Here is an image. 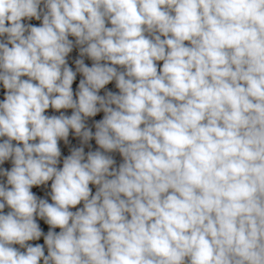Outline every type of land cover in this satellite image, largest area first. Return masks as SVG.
Masks as SVG:
<instances>
[{
  "label": "clouds",
  "instance_id": "1",
  "mask_svg": "<svg viewBox=\"0 0 264 264\" xmlns=\"http://www.w3.org/2000/svg\"><path fill=\"white\" fill-rule=\"evenodd\" d=\"M0 37V264H264V0H0Z\"/></svg>",
  "mask_w": 264,
  "mask_h": 264
},
{
  "label": "built area",
  "instance_id": "2",
  "mask_svg": "<svg viewBox=\"0 0 264 264\" xmlns=\"http://www.w3.org/2000/svg\"><path fill=\"white\" fill-rule=\"evenodd\" d=\"M41 7H43V4L41 5ZM22 23L31 24V25H34V26H41V24H42V18L39 21L36 20V19H34V18L31 19V20L24 19L22 21ZM6 26H8L7 25V22H6ZM3 39L4 38L0 37V40H3ZM69 39L73 40V42L75 41V38L74 37H71L70 36ZM79 58H81L80 55H79V47L76 46V47L73 48L72 52H70L69 55L66 57L68 66L70 68H72L73 71H76L75 61H76V59H79ZM83 60H84V63L87 66H89V67L92 66V63L93 62L87 56H84L83 57ZM157 64H158V68H159V67H162L163 62L160 61V62H157ZM83 78L84 77H83L82 73H79V72L76 73V78H75V80L73 81V84H72L74 99L76 98L75 94L78 91L79 81L81 79H83ZM22 79H27V77H22ZM5 91L6 90L4 89L2 82H0V101H3L4 100V98H5ZM108 91H111L113 93H118L119 92V89L116 88L115 81H112L108 85H106L103 89H101L99 91L98 94L101 95V96H103ZM72 111H73L72 109H61L59 111H56V110H54V109H52L50 107L48 110H46L45 115H47V116H53V115L59 116L61 113H63L65 115L70 116L72 114ZM103 116H104V113L101 111L95 117L88 118L86 120V125L89 128H91L93 132H95L94 124H95V122L101 120L103 118ZM4 139H6V137L0 138V142H3ZM16 143L17 142L13 141V144L14 145ZM20 146H22V144ZM58 146H59V148L61 150V156L59 158V161L60 162L57 165L58 168H62V166H63V159L65 157H67L68 155L71 154V150L73 148H78V147L83 146L85 153H87L89 151H95V150L98 149V145H96L94 139L90 140L88 142V144L82 145L81 144V138L75 136L74 130H70V132H69L68 143H65L63 140H60V141H58ZM110 155H112L113 158H114V160L116 161V164H115L116 167H118L119 164L123 162V159H122L121 155L118 152L110 153ZM12 166L13 165H12L11 159H9L8 161H5L3 164H0V168L7 169V170H10ZM0 183H6V177L0 176ZM89 187L92 189V194H95V191H96V187L97 186L90 184ZM31 191L38 198L45 199L49 203H53V201L51 200V195H50V193H51V181L47 182V184H45V185L33 186V188L31 189ZM81 207H83V202H81V204L77 205L76 208H73V209H70V210L71 211H76L78 208H81ZM8 211H10V209L6 207L5 210H4L5 214ZM36 219L39 220V221H41V222H43L44 224H46L43 219H41L39 217H36ZM47 226H49V225H47ZM54 231H56L58 233L60 231V229L57 228V229H54ZM40 240H41V237L38 240L29 241L27 243L35 246L36 244H38L40 242ZM14 247L19 248V245H14ZM20 250L21 251H24L25 249H20ZM40 264H43V261L42 260H41Z\"/></svg>",
  "mask_w": 264,
  "mask_h": 264
},
{
  "label": "rangeland",
  "instance_id": "3",
  "mask_svg": "<svg viewBox=\"0 0 264 264\" xmlns=\"http://www.w3.org/2000/svg\"><path fill=\"white\" fill-rule=\"evenodd\" d=\"M36 222L39 224L41 231L44 235L47 234V232L50 230V227L44 224L43 222L36 219ZM38 244L44 245V236H41V240ZM45 255H47V246L44 245Z\"/></svg>",
  "mask_w": 264,
  "mask_h": 264
}]
</instances>
